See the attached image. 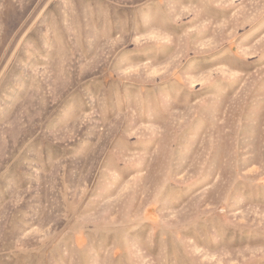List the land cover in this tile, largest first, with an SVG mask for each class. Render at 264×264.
Returning a JSON list of instances; mask_svg holds the SVG:
<instances>
[{"label": "rangeland", "instance_id": "rangeland-1", "mask_svg": "<svg viewBox=\"0 0 264 264\" xmlns=\"http://www.w3.org/2000/svg\"><path fill=\"white\" fill-rule=\"evenodd\" d=\"M0 264H264V0H0Z\"/></svg>", "mask_w": 264, "mask_h": 264}]
</instances>
